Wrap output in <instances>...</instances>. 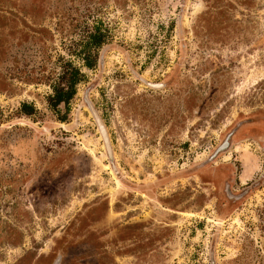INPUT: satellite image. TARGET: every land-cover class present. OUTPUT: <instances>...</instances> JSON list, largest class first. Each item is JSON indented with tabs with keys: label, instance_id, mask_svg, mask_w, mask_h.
Wrapping results in <instances>:
<instances>
[{
	"label": "rangeland",
	"instance_id": "1",
	"mask_svg": "<svg viewBox=\"0 0 264 264\" xmlns=\"http://www.w3.org/2000/svg\"><path fill=\"white\" fill-rule=\"evenodd\" d=\"M255 117L264 0H0V264H264Z\"/></svg>",
	"mask_w": 264,
	"mask_h": 264
},
{
	"label": "trees",
	"instance_id": "2",
	"mask_svg": "<svg viewBox=\"0 0 264 264\" xmlns=\"http://www.w3.org/2000/svg\"><path fill=\"white\" fill-rule=\"evenodd\" d=\"M90 39L91 40L88 45L92 48L98 47L103 41V36L94 35L91 36ZM90 47L80 55L88 68H92L94 66V56L90 52ZM83 78L84 75L81 73L80 69L74 68L71 64L68 65L59 78L58 83L53 87L54 93L49 98L50 105L57 108L61 104H69L70 101L75 97L77 92L76 87L83 81ZM22 110L26 115L31 116L34 114V108L29 105L24 104Z\"/></svg>",
	"mask_w": 264,
	"mask_h": 264
},
{
	"label": "flooded vegetation",
	"instance_id": "3",
	"mask_svg": "<svg viewBox=\"0 0 264 264\" xmlns=\"http://www.w3.org/2000/svg\"><path fill=\"white\" fill-rule=\"evenodd\" d=\"M94 35H101V34L97 33V30H96L95 33L92 34L91 36H94ZM91 36H90V38H91ZM103 40H104V38H103ZM103 43H104V41H102L100 46L94 47V48L101 47L103 45ZM92 49L90 50L91 54H92ZM93 56H94V66H95V63L97 62V58L95 57V55H93ZM92 68H90V69H92ZM81 73H82V71H81ZM52 86L54 87V85H52ZM53 93H54V91H53ZM257 124H261L264 126V119H262L260 117H255L254 119H246V121H242V122L237 123V125L233 129H231L227 133V135L224 137L223 141L221 142L220 146L217 149V152H216L217 156L216 157L225 156L226 153H228L229 150L232 149V147L234 145V141H235L236 137H238V136H242V135L247 136V137L248 136H250V137L256 136V137H258V139H256L257 142H263L264 143V134H263L264 132L262 133L263 134L262 135L261 134L262 131L259 129L260 127L259 128L257 127L256 129L250 128V126L257 125ZM100 128H101V131H102L101 133H102L103 137L106 138V135H105V132H104L102 125H100ZM263 143H260V146L264 150V144ZM106 144L108 145L107 140H106ZM224 170H226V168L220 169L221 173L217 174L218 175L217 178H219L218 181L221 180V182L219 181L220 185L223 184V182H225V188H226L225 191L230 198L234 199L235 201H240L243 197H245V195L249 194L254 189V187H252V185L246 183L245 185L247 187H245L241 192H238L236 194L231 193L229 190V188H230L229 183H227L225 181L226 175L224 174Z\"/></svg>",
	"mask_w": 264,
	"mask_h": 264
}]
</instances>
